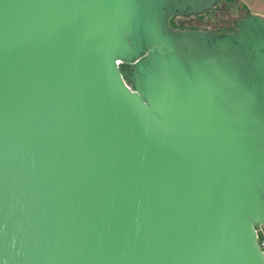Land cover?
Here are the masks:
<instances>
[{"label": "water", "instance_id": "95a60500", "mask_svg": "<svg viewBox=\"0 0 264 264\" xmlns=\"http://www.w3.org/2000/svg\"><path fill=\"white\" fill-rule=\"evenodd\" d=\"M221 0H0V264H264V16Z\"/></svg>", "mask_w": 264, "mask_h": 264}, {"label": "rangeland", "instance_id": "374dc122", "mask_svg": "<svg viewBox=\"0 0 264 264\" xmlns=\"http://www.w3.org/2000/svg\"><path fill=\"white\" fill-rule=\"evenodd\" d=\"M249 14L264 16V0H221L201 14L176 15L171 24L179 28L210 29L214 32L232 31ZM259 242L264 246V225L259 230Z\"/></svg>", "mask_w": 264, "mask_h": 264}, {"label": "built area", "instance_id": "2783aa9c", "mask_svg": "<svg viewBox=\"0 0 264 264\" xmlns=\"http://www.w3.org/2000/svg\"><path fill=\"white\" fill-rule=\"evenodd\" d=\"M263 247V249H264V246H262Z\"/></svg>", "mask_w": 264, "mask_h": 264}]
</instances>
